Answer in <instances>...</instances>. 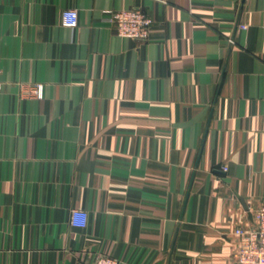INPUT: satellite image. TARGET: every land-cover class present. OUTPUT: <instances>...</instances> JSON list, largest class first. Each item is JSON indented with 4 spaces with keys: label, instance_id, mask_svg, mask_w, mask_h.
Segmentation results:
<instances>
[{
    "label": "crops",
    "instance_id": "crops-1",
    "mask_svg": "<svg viewBox=\"0 0 264 264\" xmlns=\"http://www.w3.org/2000/svg\"><path fill=\"white\" fill-rule=\"evenodd\" d=\"M122 8L147 41L115 34ZM0 82V264H237L264 202V0H0Z\"/></svg>",
    "mask_w": 264,
    "mask_h": 264
},
{
    "label": "built area",
    "instance_id": "built-area-1",
    "mask_svg": "<svg viewBox=\"0 0 264 264\" xmlns=\"http://www.w3.org/2000/svg\"><path fill=\"white\" fill-rule=\"evenodd\" d=\"M106 22L119 37L147 41L149 39L152 18L139 8H122L108 10L105 13ZM78 22L76 9H65L61 14V23L65 27L74 28ZM2 83L0 82V88ZM36 99L43 98V85L36 83L26 92ZM223 171H227L225 166ZM88 223V213L82 209H70L69 224L84 228ZM238 237V244L233 251L237 264H264V202L253 212L252 223L240 222L233 230ZM90 264H122L118 258L98 254Z\"/></svg>",
    "mask_w": 264,
    "mask_h": 264
}]
</instances>
